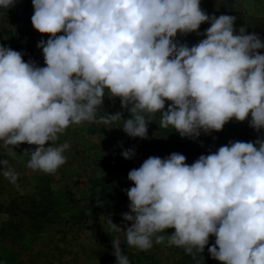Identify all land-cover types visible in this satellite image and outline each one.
<instances>
[{
  "label": "clouds",
  "instance_id": "obj_1",
  "mask_svg": "<svg viewBox=\"0 0 264 264\" xmlns=\"http://www.w3.org/2000/svg\"><path fill=\"white\" fill-rule=\"evenodd\" d=\"M18 0H0L9 9ZM201 0H32L33 28L41 39L45 66L25 62L23 53L0 45V147L9 155L22 144L27 168L55 174L66 163L68 143L54 146L71 125L122 123L132 138H148L150 117L181 138L222 131L231 120L264 129V41L234 27L236 17L209 15ZM209 23L204 33L201 24ZM206 38L189 47L179 35ZM63 33L62 35H57ZM123 111L98 115L105 97ZM166 102L168 103L167 109ZM146 117H149L146 119ZM51 142L50 146L46 144ZM124 159L134 149L122 151ZM0 171L16 184L18 174ZM125 189L127 245L147 251L165 241L188 255L208 247L221 264H264V137L229 141L191 165L180 153L150 156L129 171ZM18 186V185H17ZM119 240L116 264H130Z\"/></svg>",
  "mask_w": 264,
  "mask_h": 264
},
{
  "label": "rangeland",
  "instance_id": "obj_2",
  "mask_svg": "<svg viewBox=\"0 0 264 264\" xmlns=\"http://www.w3.org/2000/svg\"><path fill=\"white\" fill-rule=\"evenodd\" d=\"M28 1L32 3V0H18L9 9L0 8V45L16 44L26 37L22 19ZM218 2L201 0L200 7L210 16L218 17L221 15ZM230 6V12L225 15L236 17L237 33L241 26L246 28L249 16L264 15L262 0H231ZM176 39L189 47L199 42L194 34H178ZM111 127L85 122L71 125L60 134L54 146L68 143L70 147L63 153L66 163L55 174L27 168L30 154H25L24 149L35 146L15 147V155L0 147V160L8 162L5 170L18 174L16 184H12L0 171V264H116L113 240L120 241L122 253L129 257L130 264L202 263L195 255L189 259L183 248L168 246L167 237L174 229L159 233L165 236V241L156 244L153 238V246L147 251L128 246L124 232L111 230L109 218L121 227L125 223L131 226L121 215L129 210L125 186L117 187L116 182L105 184L118 172L112 155L120 146L122 132L117 124ZM220 134L230 136L232 131L225 126ZM262 137L264 129L253 131L248 142ZM181 139L191 151L203 154L214 153L221 147L208 149L201 135L196 139ZM159 157L165 158L163 153ZM111 192L116 198L109 206Z\"/></svg>",
  "mask_w": 264,
  "mask_h": 264
},
{
  "label": "trees",
  "instance_id": "obj_3",
  "mask_svg": "<svg viewBox=\"0 0 264 264\" xmlns=\"http://www.w3.org/2000/svg\"><path fill=\"white\" fill-rule=\"evenodd\" d=\"M263 7H264V0ZM219 13L226 14L231 10V0H219ZM34 9L32 3L30 1L25 2L24 10H23V19L22 23L24 25V35L25 38H21L16 44H3L5 47H10L13 50L20 51L23 53V59L25 62L29 60L34 61L38 66L43 67L44 58L42 54V49L37 47L38 42L43 39L47 40L49 36L47 34L38 33L31 24V16L33 15ZM210 27L209 23H203L198 30L199 33H204L205 30ZM246 31L247 33H257L261 37L262 41H264V15L263 16H249L246 21ZM63 33H58L57 35H62ZM197 36L199 41L201 39L206 38L203 35H198L196 32L190 33ZM238 34V33H237ZM192 46V44H191ZM261 54H264V49L260 50ZM168 103L166 102L165 110L167 109ZM116 111H123L124 117L129 118L130 114L121 109L119 99H109L107 96L104 99L103 106L98 109V115H106L107 113H115ZM149 117H146V119ZM151 121L148 124V138L141 139L139 137L132 138L129 137L122 129V121L117 123V125L121 129V142L120 146L113 151V160L115 161V168L117 174L111 175V177L105 181L106 182H116L117 187L119 185L125 186L124 189L132 187L133 183L127 179L128 173L130 170L139 168L145 159L150 156L159 157L162 153L165 158L168 157L172 153H180L186 157V163L191 165L197 159L196 156L200 155H208L199 153L198 151H191L185 141L178 137L179 134L171 127L164 129L160 128V114L157 113L150 117ZM251 120V116L244 122H237L234 119L229 121L224 125L227 126L231 131L232 135H224L222 136L219 132L213 131L210 134L201 133V137L204 141V144L208 149H213L217 146L227 145L229 141H243L248 142L250 134L255 131L253 128L249 126V122ZM223 127V128H224ZM127 149H134L135 156L132 159H124L121 155L122 151ZM193 154V156H192ZM134 186V185H133ZM115 187V188H117ZM104 188V187H103ZM105 193V191H104ZM111 197L109 199V206L113 204V199L115 200L116 196L114 193H109ZM116 206V205H115ZM215 243V236H210L209 245H207L203 251V253H196L195 256L198 257V261L202 263L197 264H208V261L211 260V264H221L220 261L212 259L208 252V247ZM192 255H189V259H191ZM194 256V255H193ZM192 262V261H191Z\"/></svg>",
  "mask_w": 264,
  "mask_h": 264
}]
</instances>
